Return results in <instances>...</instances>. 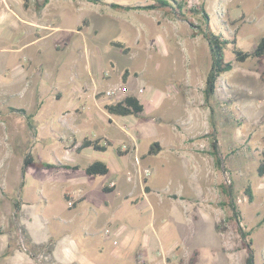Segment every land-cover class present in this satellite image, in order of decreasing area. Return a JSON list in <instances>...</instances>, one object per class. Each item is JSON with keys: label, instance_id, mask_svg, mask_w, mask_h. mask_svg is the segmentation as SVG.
<instances>
[{"label": "rangeland", "instance_id": "374dc122", "mask_svg": "<svg viewBox=\"0 0 264 264\" xmlns=\"http://www.w3.org/2000/svg\"><path fill=\"white\" fill-rule=\"evenodd\" d=\"M156 1L105 0L93 4L87 0H52L48 7L50 19L58 8H66V14L53 39H43L23 52L26 60L32 62L31 90L14 97L10 89H0V110L6 116L0 132V160L9 163L11 171L17 174L13 195L20 204L21 220L30 214L33 222L31 226L23 222L18 225L20 244L33 247L45 264H245L247 252L243 241L249 240L254 264H264V178L256 173L264 160V84L259 80L264 59L238 63L232 53L233 45L226 46L224 61L232 64V70L217 78L213 97L208 104L201 105L200 86H205L211 58L206 40L193 34L199 31L198 27L204 28L203 20L190 13V9L203 6L214 34L228 40L236 38L238 49L251 52L264 35V0H175L184 6L181 14L171 0H167L170 6L150 11L111 7L113 3L148 6ZM28 2L35 4L41 0ZM84 21L87 25H83ZM77 27L82 28L81 33L69 30ZM158 37L159 41H155ZM112 42L123 44L128 53L113 47ZM155 59L169 67L154 70ZM175 59L179 64L193 61L189 69L192 111L204 125V111H208L209 130L208 134L184 143L188 159L178 166L170 164L164 168L163 155L143 158L140 153L144 152L146 142L140 133V153L120 158L125 163L123 175L111 171L105 176H88L84 168L91 163H111L116 144L105 152L90 150L77 156L63 148L64 134L51 132L52 127L61 126L65 102H45V107L51 109L50 115L30 112L29 119L26 112L24 116L14 109L30 111L32 102L28 103V97L35 88L45 90L68 80L91 83L95 60L124 64L128 71L122 75L121 84L126 80L129 90L135 89L141 80L157 83L156 86L164 82L168 86L172 77L179 79L184 75L181 66L172 70ZM14 61L12 58L5 68L10 76ZM54 64L66 71H53ZM44 66L51 69L43 71ZM37 82L39 85L35 86ZM68 121L64 132L69 131L78 141L82 134L91 131L89 126L74 124L73 114ZM36 127L37 137L33 131ZM154 135L151 131L150 137ZM212 141L217 144L219 168L208 153ZM128 151L129 147L125 152ZM28 153L33 162L22 175V163ZM46 164L78 165L79 170L49 169L44 167ZM146 168L150 175L144 178L139 170ZM127 176L131 181H126ZM112 180L117 184L114 192H103L104 185ZM73 181L85 182L79 186L85 200L75 209L63 198L65 189L66 193H70L67 189H78ZM223 185L231 186L232 200L240 215L238 222L230 208L221 205L231 200L223 193ZM248 186L253 194L251 203L245 194ZM102 208L113 212L112 219L100 227L91 226L90 213L101 212ZM240 230L249 234L245 240ZM113 242L122 247V255L116 258L110 255ZM44 249L47 252L40 254Z\"/></svg>", "mask_w": 264, "mask_h": 264}, {"label": "crops", "instance_id": "0c3cea01", "mask_svg": "<svg viewBox=\"0 0 264 264\" xmlns=\"http://www.w3.org/2000/svg\"><path fill=\"white\" fill-rule=\"evenodd\" d=\"M51 3L52 0H50L47 5L38 7L41 3L37 2L35 4H29L28 0H0L1 91L10 89L11 95L16 97L17 95L22 94L23 91H25L23 93V95H25L27 90H31L30 70L32 62L26 60L23 56V52L26 48H29L33 44H38L43 39H53L52 37H55L56 34L60 32V22L64 20L66 14V12H64L66 8H58L59 11H57L52 19H50L48 7ZM24 4L26 7H24ZM67 8V10L73 9V7ZM69 16L73 15H68V17ZM79 28L80 27H77V30H69L73 33H81L82 28ZM155 41H159V37L157 40L155 39ZM159 46H161V43L160 45L157 44V49L160 52ZM177 46L180 47L179 42L177 43ZM162 47L164 49V46ZM178 47L176 48L179 49ZM179 52L182 56L183 52L181 47ZM38 54H40L39 50ZM165 57H167L166 54ZM12 58H15L16 61H14L15 64L11 71L12 75L10 76V73L8 70L6 71L5 68ZM144 58L147 61L146 57ZM177 61L178 59L172 61V70L177 71L179 70L178 67L181 66L180 68L184 71V75L180 76L181 78L179 77V79L177 77H172L171 79L173 81H170V85L166 86L165 83L162 82L159 86H156L158 85L157 83L141 80L137 83L135 89L133 88L132 90H129L126 88V80L124 85L121 84L122 75L128 71V69L124 67V64L120 62L115 64L110 60H106L104 61L105 67H102L104 66V63L95 60L93 64L96 71L91 77V83H81L80 81L74 82L68 80L60 86H50L45 90L35 88L30 92L32 96L30 95V97H28V103L30 104L32 102L31 110L27 111L23 108L14 109L24 110L29 118L31 116L30 112H43L44 115L47 116L50 115L51 109L45 107V102H65L66 107L61 111V126L57 129L52 127L51 132L55 135L61 134L63 136L64 134L65 141L62 139L61 142L64 146L63 148L67 152L74 153L77 156H81L83 153L92 150L91 148H85L79 152L77 151V148L85 138L99 140L101 145L109 143L110 145L106 147V150L112 148V146L116 144L117 146L114 149L115 153L110 156L111 165L108 162H105L109 167V172L113 171L116 175H123V167L125 163L120 161V158H126L132 153H140V143L138 139L140 133L146 142L144 145V152L140 153L143 158H145V156L158 157L163 155L161 160L162 163H164V168H168V165L170 164L174 166L176 164L178 166V164L183 162L184 159H188L185 156L184 143L189 139H196L208 134L209 130H207L208 111H204V115H206L205 125L199 120L200 116L196 113L194 114L192 111L193 83L190 80L191 70L189 69L193 66V61L190 64L186 63L187 61L179 64ZM162 64L163 61H159L158 63L155 59V62L152 64L153 69L159 71L160 69L162 70L161 66H163V69L169 67L166 64ZM50 69V66H44L42 68L43 71H48ZM89 70L91 71L90 66ZM53 71H56L57 73L60 71L64 72L66 71V68L60 64H54ZM141 72L145 73L144 71ZM38 83L39 82H37L35 86H38ZM120 87L125 88V93L121 94L119 99L105 96V91ZM141 87H143L144 90L142 94H139L138 90ZM204 87V85L203 87L202 85L200 86L201 98L199 103L201 105H203V102L206 103L203 97ZM129 96L135 97L143 106V112L138 117L112 116L104 109L105 105L114 104ZM146 107H148V110H146ZM71 114H73L74 124L77 126L82 124L89 126L91 130L86 134H82L81 140L79 141L72 136V133L69 131L64 132L66 125L69 123L68 117ZM195 115L196 117H194ZM5 117V115L2 116L0 110V132ZM63 120H65V123ZM205 126L206 130L204 129ZM31 127L34 126L31 125ZM37 130L38 127L33 130L34 133H36V137L38 134ZM151 131L156 133V135L150 137ZM155 143L159 144L161 150L157 154L151 155L149 154L150 147ZM120 146H127L130 151H122L120 150ZM118 149L125 155H119L117 152ZM190 159H192V156H190ZM194 159L195 161H198L197 158ZM9 165V163L0 160V264H45L42 259L37 257L36 251L33 247L26 246L24 242L20 244L21 240L18 234V225H21L23 222L26 226H31L33 222L30 214L25 215L23 220H21V212H17V215L15 216L13 201H17V199L14 198L13 189L16 188L18 180L17 174L11 171ZM23 173L24 172H22V175ZM127 177L125 178L126 181ZM111 182L116 184V182L112 180L106 183L104 187H108ZM84 183V181H73V186H77L75 188L78 189L76 191H69V189H67V192L70 193H66V189L64 190L65 193H63V198L67 203H73L70 208L75 209L79 203L85 200V197L82 195L84 190L79 187L83 186ZM75 192H77L76 197L74 196ZM111 213L113 214V212H108L107 208H102L101 212H91V226L96 224L97 227H100L106 224L108 220L112 219ZM81 218H84V216L82 215ZM93 218L95 219L93 220ZM120 227L121 226L118 228ZM113 229L115 230V228ZM112 246L113 249L110 250L111 256L116 258L122 255V247L120 244L118 245L117 242H113ZM44 252H47V250H42L40 254Z\"/></svg>", "mask_w": 264, "mask_h": 264}, {"label": "trees", "instance_id": "16d2710c", "mask_svg": "<svg viewBox=\"0 0 264 264\" xmlns=\"http://www.w3.org/2000/svg\"><path fill=\"white\" fill-rule=\"evenodd\" d=\"M49 1L50 0H41V5H38V7L47 5ZM87 1L93 4H99L105 0H87ZM171 1L176 6L177 10L179 11L178 13L181 14L184 9V6L181 3H177L175 0H171ZM168 6H170V4L167 0H157L156 3L148 5V6H135V7H128V6H123V5L114 4V3L111 4V7L115 9H124V10H132V9L138 10L139 9V10H149V11L168 7ZM24 7H26L25 4H24ZM190 13H192L195 16H200L201 19L203 20L204 28L198 27L199 31L194 32L193 34L195 36L201 35L202 38L206 40L209 53H210L211 65H210V70L206 77L205 87L203 90L204 101L208 103V101L213 97L215 93L217 78L221 76L222 74H225L232 70V64L224 61V48L228 46L229 44L233 45L232 53L234 55L235 61L238 63H244L248 59H256L257 61H261L264 58V35L261 37V39L259 40L254 50H252L251 52H244L236 47V38H233L232 40L223 39L221 36L214 34L209 29V15L207 14L203 6L199 8L194 7L190 9ZM86 23L87 22L84 21L83 25ZM111 45L117 49H121L125 54L128 53L129 51L128 48H124L123 44L119 42H112ZM126 74L127 72L124 75ZM259 80L262 84H264V68L259 74ZM104 109L106 110L108 114L112 116H119V117H127V116L138 117L143 112V106L133 96L126 97L122 101L116 102L114 104L105 105ZM18 112L25 116L24 110H18ZM27 118L29 119V116H27ZM109 145H110L109 143H107L106 145H101L99 140H90V139L85 138L82 140L80 146L77 148V151L79 152L85 148H91L94 151L105 152L106 147ZM160 150L161 148L159 144L155 143L151 145L149 154L155 155ZM117 152L121 156L125 155L121 153L119 149L117 150ZM208 153L213 158L215 167L219 168L221 165V160L219 159V156H218L217 144L215 141H212L210 143V150ZM32 162H33V158L31 154L28 153L25 156L23 163H22V172H24V169L30 166ZM44 167L49 168V169L50 168H60V169H66V170H78L79 169L78 166H68L64 164H60L57 166L46 164L44 165ZM84 172L88 176H95V175L105 176L109 173V167L101 161H95L91 163L89 166H87L84 169ZM256 173L258 177L264 178V160H262L259 163ZM222 188H223V193L227 195V197L231 200H229V202H227L226 204L222 203L221 205L228 206L230 210L232 211L233 219L236 220L237 222L240 221V215L237 210V206L232 200L231 186L227 188L226 185H223ZM102 191L105 193H111L114 191V188L103 187ZM245 194L247 195L248 202L249 203L253 202V194L251 192L250 186H248L245 189ZM19 205L20 204L18 201L13 202V209L15 212V216L17 215V212L19 211V207H20ZM0 233H1V229H0ZM248 235H249L248 233L241 231V237L243 240H245ZM251 244H252L251 240H249L248 243H245V241H243V246L247 252V258H246L245 264H254V251L251 248Z\"/></svg>", "mask_w": 264, "mask_h": 264}, {"label": "built area", "instance_id": "2783aa9c", "mask_svg": "<svg viewBox=\"0 0 264 264\" xmlns=\"http://www.w3.org/2000/svg\"><path fill=\"white\" fill-rule=\"evenodd\" d=\"M143 90H144V88L141 87L138 90V93L139 94H142L143 93ZM123 93H125V88L124 87H120V88H117V89H110V90L105 91V96L119 99L120 98L119 96L121 94H123ZM121 150L122 151H126L127 150V147L126 146H122L121 147ZM139 174L142 175V177L147 178L150 175V170L148 168L139 170ZM127 181L128 182L131 181V177L130 176L127 177ZM108 187L115 188L116 187V184L114 182H111L108 185ZM72 205H73L72 202H68V206L69 207H72ZM105 233H107V232H105Z\"/></svg>", "mask_w": 264, "mask_h": 264}]
</instances>
